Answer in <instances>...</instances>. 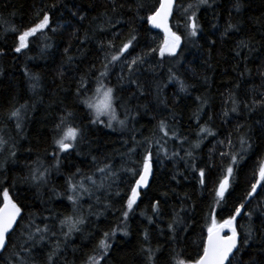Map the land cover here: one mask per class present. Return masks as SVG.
Listing matches in <instances>:
<instances>
[{
  "label": "trees",
  "instance_id": "1",
  "mask_svg": "<svg viewBox=\"0 0 264 264\" xmlns=\"http://www.w3.org/2000/svg\"><path fill=\"white\" fill-rule=\"evenodd\" d=\"M53 2L54 0H0V48H3L6 53L0 56V127L5 129L3 134L9 140V146L13 143L17 145L16 161L15 163L9 161L6 172L0 175V179L7 177L5 186L15 184V187L11 188L12 195L27 206L25 216L27 217L29 212L38 213L40 216L51 214L61 219L66 215H71L73 207L63 195L66 187L65 179L70 171L74 172L77 167L85 173L95 171L93 156L97 158V161H110L116 170H119L125 163L127 166L135 167L136 164L133 161L140 160L144 147H137L136 154L130 157L125 155L128 149L134 146L132 137L134 136L137 141H143L145 138L155 141L161 135L156 132L157 122L161 118H167L170 124H175L182 135L188 137L190 142H195L197 126L192 117L198 107L197 96L207 98L209 102V106L205 109L207 115H201V123L208 122L209 126L217 132L215 138L208 137L203 141L201 149L197 150L200 160L207 161L210 149L217 140L224 139L228 133L233 132L235 140L234 129L238 124H245L254 133L255 150L249 153L248 158L237 169L236 180L229 190L232 194L223 204L225 209H232L249 190L250 184L254 182L252 179L253 166L264 155V134L261 133V124L257 123V121L264 122V110L257 109L251 114L244 113L240 117L232 114L230 123L227 124L223 122L221 112L225 106L224 100L230 92L235 93L241 100L257 95L258 92H264V86H262L264 77L261 76L264 72V0H241L239 12L235 10V0H215L211 9L201 11L199 15L203 33L197 39L196 45L188 43L183 47L180 56L182 66L176 65L181 78L193 87L188 89V93H180L178 85H169L164 89L163 96L167 98V108L158 102L153 91H149L146 97L137 96L129 99L130 92L127 86L124 91H121L118 86L119 67L112 68L106 83L117 88V95L133 112L139 110L135 121H130L123 129L115 126V131L102 125L88 126V117L85 115L87 110L75 96L77 82L85 73L89 74L90 87L95 86V79L99 74L96 70L101 69L103 53L97 48L94 40L80 45L71 38L74 28H79L81 37L86 31L91 35L90 29L95 27L96 23L93 18L99 17L110 7L109 0H64L67 8L61 6L63 15L56 12L52 23L55 27L70 20L73 28H59L57 32L49 33L51 40L47 43H50L52 47L44 53L40 52L41 42L39 40L34 42L32 50L26 54H15L11 51L15 36L5 31L9 26L5 24V20L16 26H27L32 21L36 10ZM145 2L149 6L152 4V0H145ZM68 9L84 15L85 20L78 22L76 18L70 16ZM116 19H119L120 23L111 29L105 39H111L113 35L119 33V39L116 41L119 44L127 39L131 28H137L138 43L133 55L145 52L149 47H155L163 38L160 32L150 30L146 24L134 19L131 14L113 15V20ZM229 20L237 24L240 31L222 37L221 33L224 32ZM213 24L217 27L214 28ZM241 39L248 41L252 50L245 49L241 57H236L237 42ZM213 40L216 42L214 46L210 44ZM69 45L71 47L68 54L73 57L71 64L65 62L64 49ZM28 57L34 59L30 60ZM170 63L171 61L165 63L162 68H157V78L166 80ZM25 65L30 71L39 72L42 76V89L38 96H32L27 91V79L23 75ZM92 65H95V69H92ZM237 65L240 67L237 68ZM245 65L249 71L241 77L240 73ZM61 71L64 72L62 77L59 75ZM139 78L142 82L150 83L154 77L151 72H142ZM237 84L239 88L236 87ZM25 100L34 103L35 109L28 113L23 133L26 139H21L14 125L6 121L4 117L13 105L18 106ZM143 105H147V110L143 108ZM65 109L76 113V123L83 122L86 139L78 149L80 155L72 153L62 163L59 172L52 171L48 186L37 188L26 180L29 168L37 159L43 160L45 164L53 163L48 155L53 150L52 129ZM169 109L175 114V121L169 115ZM208 116L212 117L211 121H208ZM119 118H124L122 110ZM187 147L188 144H185L184 148ZM167 148L169 153L173 150H180L179 145L171 140ZM153 151L155 152V148ZM6 158V151L0 153V162ZM154 161L155 177L151 181V188L147 190V195L136 213L130 215L128 221L130 234L126 237L117 234L108 264H143L141 247L144 243L143 230L145 228L151 232L152 247L162 249V258L158 264H165L166 260L172 256L173 249L176 252H183L186 256L194 257L197 254V244L205 225V216L210 211V205L213 202L211 191L213 183L209 182L207 189L202 190L191 178L192 173L184 167L182 161L166 159L163 154L159 157L154 156ZM214 162L217 166L221 164L219 156H214ZM213 171V180H215L218 172ZM177 172H184L189 179L177 176L179 183L173 181L171 177ZM128 179L125 173L120 172L119 179L111 188V197L106 198V194L100 192L91 198L87 196L83 198L81 209L88 218V223L83 232L75 234L66 247L61 245L62 255L58 264H83L86 256L91 254L100 234L119 223L123 201L122 197L115 196V192L117 190L126 191ZM52 188L61 193L59 198L53 195L50 190ZM164 192H167L168 196L160 222L162 228H166L167 222L171 219L172 207L179 208L181 202H184L185 206H195L194 211L190 210L188 214L192 228L187 233H180L177 241L160 235L155 226L149 225L147 220L140 215V211L148 208L153 197L163 199L160 194ZM258 193L251 200L250 209H255L258 203L264 201V190L258 189ZM96 195L100 196V204L96 203ZM189 197L190 199H187ZM106 203L111 207L106 209L104 207ZM90 205L92 212L96 215H89ZM217 212L219 215L227 214L221 212L220 208H217ZM253 219L254 227L257 229V240L244 255L245 260L249 255L260 251L261 245L264 244V224L261 223V216L257 213ZM238 220L245 226L248 223L246 217L238 218ZM22 223L26 224L27 219ZM50 223L56 224L54 230L57 237L48 240L47 246L40 247L36 253V264H42L47 253L55 246L56 239H62L58 220L50 221ZM21 231L17 230L13 235L16 243H22ZM90 233L95 235L90 236ZM11 252L10 246L9 251L0 257V264H8L7 258Z\"/></svg>",
  "mask_w": 264,
  "mask_h": 264
},
{
  "label": "snow or ice",
  "instance_id": "2",
  "mask_svg": "<svg viewBox=\"0 0 264 264\" xmlns=\"http://www.w3.org/2000/svg\"><path fill=\"white\" fill-rule=\"evenodd\" d=\"M215 0H152L149 6L145 0H109L110 7L105 10L99 17H94L95 27L90 29L91 35L86 31L83 36L79 34V28H74L71 32V38L76 40L80 45L86 44L89 40H94L97 48L103 53L101 69L95 79V86L90 87L89 74L85 73L80 76L75 90V96L79 103L87 110L85 115L88 117V126H103L112 130L126 128L130 121H135L139 115V110L133 112L121 98L117 95V88L109 86L106 83L112 68L119 67L120 75L118 76V86L124 91L126 86L130 92L129 99L146 97L149 91H153L160 104L167 108V98L163 96L164 89L169 85H178L180 93H188V89L193 87L188 85L179 75L176 65L182 66L180 59L183 47L191 43L196 45L197 39L203 33V25L200 23V13L202 10H208L213 7ZM61 6L67 8L64 0H54L51 4H45L39 10L35 11L32 21L27 26H16L5 20L9 26L6 32H11L15 36V43L11 51L15 54H26L32 50V45L36 40L40 43V52L44 53L52 47L47 41L51 40L49 33H55L59 28H73L71 21L64 24H58L55 27L52 18L56 12L61 11ZM75 7V5H74ZM237 12L241 9V0H235L234 4ZM70 16L76 18L78 22H83L85 16L77 11L68 9ZM131 14L134 19L141 20L150 29H158L163 33V38L155 47H149L147 51L135 54L138 43V29L133 27L127 39L116 43L119 39V33L113 35L111 39H105L111 29L120 23L119 19L113 20V15ZM213 27L217 25L213 24ZM240 28L229 20L221 36H227L229 33L238 32ZM99 34V35H98ZM215 41H211L212 46ZM69 47L64 49L66 63L71 64L73 57L69 55ZM251 51L250 43L246 40L237 42L236 57H241L244 50ZM5 50L0 48V56L5 55ZM28 59H34L28 57ZM246 59V57H245ZM171 61L167 68L166 80L157 78V68H162L165 63ZM237 68L240 65L236 66ZM95 69V65H92ZM246 65L240 73L241 77L248 72ZM142 72H151L153 80L150 83L142 82L140 74ZM23 75L27 79V91L32 96H38L42 89V76L39 72H32L25 65ZM59 75L62 77L64 72ZM264 77V72L261 73ZM206 79V78H205ZM264 86V85H262ZM239 88V84L236 85ZM91 93V94H89ZM175 95V94H174ZM198 107L193 113V119L196 122L197 139L190 142L188 137L182 135L175 127L174 123H169L167 118H161L156 125V132L160 133L155 141L145 138L143 141H137L133 136V145L125 154L131 156L136 154L137 147L143 146L144 151L140 154L139 161H133L135 167L122 164L119 170H116L110 161H97L95 156L92 162L95 165V171L85 173L77 167L74 172L69 173L65 179L64 196L71 203L73 212L62 219L54 215L40 216L38 213L29 212L27 217L25 212L27 206L21 203L12 195L11 186H5L7 179H0V257L9 251L11 246L12 252L8 259V264H36V253L41 246H47L50 239L56 238L57 233L55 223L50 221L58 220L59 233L62 239H56L55 246L47 253L42 264H58L62 255L61 245L67 246L68 242L75 234L82 233L88 218L83 214L81 201L85 196L91 198L96 193L103 192L106 198L111 197V188L119 179L120 172L125 173L129 179L127 181V190L121 192L117 190L115 196L122 197V210L119 223L107 231H103L96 241L91 254L86 256L83 264H108L110 253L113 248V242L119 233L122 236H128L130 215H134L140 207V203L147 195V190L151 188V181L155 177L154 156L159 157L161 154L166 159H178L182 161L184 167L192 173V179L198 186L204 190L207 189L209 182L213 183L212 204L210 211L205 216V225L201 231L200 239L197 244V254L186 256L183 252H176L173 249L172 256L166 260L165 264H264V244L261 245L260 251L254 255H249L245 260L244 255L257 240V229L254 227V216L259 213L261 223L264 224V201L257 204L255 209H250L251 200L256 197L259 190H264V155L253 166L252 179L249 190L237 202L232 209L228 210L223 207L228 196L232 193L229 191L237 177V169L245 161L249 153L255 150L256 141L253 140V131L245 124H238L233 132L222 139L217 140L216 144L210 149L207 161L200 160L197 150H200L203 141L208 137L215 138L217 132L209 126L208 122L201 123V115H207L205 109L209 106L207 98L197 96ZM224 108L221 117L224 123H230V117L235 114L237 117L244 113H253L257 109L264 110V92H258L248 99H239L235 93L230 92L224 100ZM230 105V107H229ZM147 110V105H143ZM35 109L34 103L25 100L23 103L13 105L4 119L14 125V129L21 139H26L23 135L25 122L28 113ZM123 111L124 118H119L120 111ZM169 115L175 121V114L169 109ZM212 117L208 116V121ZM77 116L72 110L65 109L59 116L58 121L52 129V146L53 150L48 153L53 163L45 164L43 160L37 159L29 168V175L26 180L32 185L47 187L49 177L53 170L59 172L62 163L68 159L72 153L80 155L78 149L85 141L83 122L76 123ZM261 124V133L264 134V122L257 121ZM5 129L0 127V153L7 152V158L0 162V175L6 172L9 161L15 163L17 157V145L13 143L9 146V140L3 134ZM169 140L176 142L180 150H173L169 153L167 148ZM127 143V142H125ZM188 144L187 148L184 145ZM155 148V152L153 149ZM30 151V149H29ZM183 153V154H181ZM63 154V155H62ZM214 156H219L221 164L217 166L214 162ZM199 161V162H198ZM218 172L213 180L214 171ZM177 176L189 179L184 172H177L172 175L171 179L179 183ZM54 196L59 198L61 193L55 188L50 189ZM160 197H153L149 202L148 208L140 211V215L147 220L149 225H154L158 233L168 236L172 241L180 238V233H187L192 224L189 223V211H194V205L185 206L184 202L180 207H172L171 219L167 222L166 228L160 226L164 215V205L167 204L168 193L160 194ZM187 199H190L187 198ZM96 203L100 204L101 199L96 195ZM104 207L110 208V204H104ZM217 208L226 215H219ZM150 210V214H149ZM50 211V210H49ZM89 215H96L88 209ZM247 218V225L240 223L238 218ZM98 218V216H97ZM27 219V223H22ZM39 220V222H37ZM42 225V226H41ZM22 230L20 235L22 243H16L13 240L14 233ZM90 236L95 235L90 233ZM143 245L141 255L143 264H158L162 258V249L153 248L151 244V232L145 228L143 230Z\"/></svg>",
  "mask_w": 264,
  "mask_h": 264
},
{
  "label": "water",
  "instance_id": "3",
  "mask_svg": "<svg viewBox=\"0 0 264 264\" xmlns=\"http://www.w3.org/2000/svg\"><path fill=\"white\" fill-rule=\"evenodd\" d=\"M148 27H149V29H150V26H148ZM150 30L160 32V30H158V29H150ZM160 33H161L162 36H163V33H162V32H160Z\"/></svg>",
  "mask_w": 264,
  "mask_h": 264
}]
</instances>
